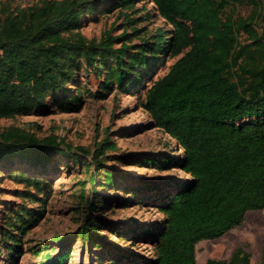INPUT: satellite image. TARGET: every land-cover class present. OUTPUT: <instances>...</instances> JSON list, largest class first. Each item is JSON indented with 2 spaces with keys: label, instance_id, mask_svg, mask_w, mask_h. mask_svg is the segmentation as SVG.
<instances>
[{
  "label": "trees",
  "instance_id": "1",
  "mask_svg": "<svg viewBox=\"0 0 264 264\" xmlns=\"http://www.w3.org/2000/svg\"><path fill=\"white\" fill-rule=\"evenodd\" d=\"M133 0H119L127 5ZM171 25L164 41L158 31L153 56L163 45L179 55L145 91L141 106L156 127L182 149L178 165L189 178L158 205L161 225L149 233L152 254L127 253L119 264H196L195 243L221 235L239 223L248 209L264 207V18L262 0H151ZM251 5L247 15L239 4ZM82 0H43L0 15V117L46 107V98L72 90L82 64L106 67L102 86L133 84L128 73L145 67L147 46H132L106 34L99 41L74 29L80 25ZM90 3L87 11L94 7ZM230 6L232 9H230ZM126 56V57H125ZM125 57V58H124ZM111 60L112 63H109ZM79 146L55 134L37 136L19 125L0 130V161L37 164L53 154L78 158ZM103 152L99 145L91 158ZM172 157H167V163ZM107 181L111 174L105 173ZM90 182L94 174H90ZM40 216L31 217L34 225ZM94 220L86 219L81 236ZM16 247H14V250ZM49 256V255H48ZM264 257V244L262 247ZM53 264L64 255L49 256ZM241 247L227 260L202 264H247Z\"/></svg>",
  "mask_w": 264,
  "mask_h": 264
},
{
  "label": "rangeland",
  "instance_id": "2",
  "mask_svg": "<svg viewBox=\"0 0 264 264\" xmlns=\"http://www.w3.org/2000/svg\"><path fill=\"white\" fill-rule=\"evenodd\" d=\"M42 1L0 0V15L2 9L10 12ZM82 1L84 10L74 32L95 41L109 34L115 37L114 47L124 34L123 40L132 46L127 53L145 44L149 59L145 67L128 73L130 79L141 78L123 88L102 86L106 67L97 71L96 65L82 64L76 82L67 85L72 90L47 97L46 107L0 117V130L19 125L39 137L55 134L85 150L78 158L53 154L37 164L0 161V264H53L49 256L60 254L65 259L57 264H119L129 252L148 258L153 247L149 233L163 219L158 205L189 178L178 165L182 149L141 106L146 88L179 56H169L165 45L153 56L150 46L160 30L166 41L171 25L151 0L127 5L119 0ZM90 3L95 6L87 11ZM250 9L242 3L236 12L247 15ZM99 145L103 152L91 158ZM167 157L172 161L167 163ZM36 216L40 218L31 226L29 220ZM87 218L97 226L89 227L83 237L80 231ZM263 244L264 207L248 209L221 235L198 240L195 261L227 260L241 247L249 254L247 264H264Z\"/></svg>",
  "mask_w": 264,
  "mask_h": 264
},
{
  "label": "water",
  "instance_id": "3",
  "mask_svg": "<svg viewBox=\"0 0 264 264\" xmlns=\"http://www.w3.org/2000/svg\"><path fill=\"white\" fill-rule=\"evenodd\" d=\"M262 8H263V11H262V18H264V0H262Z\"/></svg>",
  "mask_w": 264,
  "mask_h": 264
}]
</instances>
